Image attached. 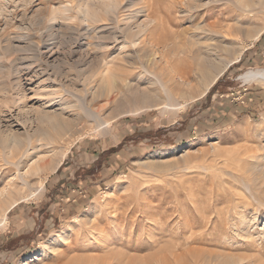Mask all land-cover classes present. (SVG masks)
I'll use <instances>...</instances> for the list:
<instances>
[{"label": "rangeland", "instance_id": "1", "mask_svg": "<svg viewBox=\"0 0 264 264\" xmlns=\"http://www.w3.org/2000/svg\"><path fill=\"white\" fill-rule=\"evenodd\" d=\"M75 1L0 0L2 130L9 122L22 121L27 128H35L34 115L13 107L5 109L1 103L14 97L17 90L35 99L31 102H36L35 106L43 102L32 93L45 79L40 73L55 48L60 46L61 54L55 55L58 65L63 56L72 63L86 53L90 59L104 62L123 47L99 43L92 30L95 25L74 22ZM193 1L147 0L149 8L143 2L137 6L161 21L165 29L158 25L156 33L167 32V44L181 47L174 53H179L177 56L199 51L205 56L217 45L214 61L219 63L229 60L240 47L254 46L252 50L260 51L262 60L233 63L219 77L215 90L207 95L209 89L200 98L196 93L202 89L203 78L194 74L185 94L170 88L166 96L153 86L151 102L126 99L120 103L123 95L129 98L135 87H147L148 80L153 81V70L145 74L137 66L125 77L128 89L122 90V96L114 94L111 102L102 99L94 103L97 120L81 115L79 109L71 110L80 115L76 128L48 148L50 156L62 164L53 172L30 175L31 187L23 189V199L0 223V264H207L196 260L197 251L201 258L213 253L222 259L238 258L236 264H264V185L259 186L264 184V109L255 116L226 119L231 109L227 105H243L240 95L247 88L264 91V82L239 79L250 69L264 68V49H256L264 47V33L257 40L248 37L252 29L264 28V9L253 5L248 10L251 13L240 15L241 19L237 0L194 1L200 2L198 5ZM64 5L73 16L67 20L70 28L60 22L52 30L46 23L49 13ZM122 19L120 16L119 26ZM180 30L186 33L176 39L172 33ZM31 59L35 66H26ZM94 66L100 70L99 65ZM60 68L63 70V65ZM35 75L38 80L32 78ZM216 91L227 95L222 106L210 98ZM62 93L64 101L75 102ZM1 156L0 150V184L16 174L13 166H4ZM90 171L94 173L93 178L89 176L92 182L78 184ZM29 193L36 196L27 197ZM69 194L82 196L83 205L71 199L65 202Z\"/></svg>", "mask_w": 264, "mask_h": 264}, {"label": "bare ground", "instance_id": "2", "mask_svg": "<svg viewBox=\"0 0 264 264\" xmlns=\"http://www.w3.org/2000/svg\"><path fill=\"white\" fill-rule=\"evenodd\" d=\"M194 1H200V0H194ZM75 2L76 4L74 10L76 16H74V22L75 20H78L83 25L84 24L95 25L97 29L93 28L92 30L96 31V33L98 34L96 35L97 36L96 39L98 40V42L107 41V43L110 42L111 44L119 43L123 47H121L120 50H118L119 49L118 48L117 49L118 51L116 52V54H114L113 57H110L109 55L108 58L109 57L110 58L109 59L107 58L108 60L104 62H102L103 60H101V58H99L98 56H97V59L99 58L98 60L90 59L91 56H89L88 53H86L84 56L79 55V58L76 57L77 60L75 61L73 60L72 63L69 61L68 57L66 59V57L63 56L62 59L60 58L61 59L59 61L60 63L57 65L56 63L57 57H55V55L61 54L60 46H59V48L58 47L55 48L57 49L56 52L54 53L51 52L47 56V59L44 63L45 69L43 68L40 73V75L46 77L42 81L39 80L40 82H38L37 89L35 90L34 93H32L34 97L37 98L40 97L41 98L40 100L43 101L41 103L37 102L39 103V106H35L36 102L31 104V102H33V100L35 99H30L29 97H27V95L24 93V90L23 91L17 90L16 93H14L15 94L14 97L11 98L8 97L9 99H5V100L3 99L1 106L5 107V109L7 108L8 110H10L9 108L12 109L13 107L16 110L18 109V111H21L23 114L25 113V114L34 115V117H32V122L35 123V126H33L35 128L32 129L30 125H29L30 128H27L25 124L26 122L24 121H22L23 124L21 122L20 124L18 122L16 123L9 122L5 126L6 129L3 130L1 129L0 126V150L2 155L1 156L2 163L4 164V166L11 165L16 169V174L14 173L15 175H13L10 178H7L5 182L3 181V183L0 184V223L6 221V216L8 214V211H10L15 206H17L20 203L21 199H23L22 198L23 195L21 196L23 189L25 187L26 188L31 187L29 186L30 182L28 180V177L30 175H41L42 173L45 174V173L53 172L56 170L57 167L60 166V164H62V160L57 161L56 159H53L52 156H50V153L52 151L49 150L48 148L56 142H61L60 140L63 137H66L67 134L70 133L72 134V132L76 128L75 126L77 120L79 121L80 115L72 114L71 110H73L74 108H76V110L79 109L81 115H84L85 117L91 120H97V111L96 110L94 111V109H92L94 103L102 99L106 100V103L108 101L111 102L114 100V99L112 100L114 94L121 95L122 90L128 89V84H126L125 77L128 75V73H132V70L137 68V66H139V68H141V70H143L144 73L145 72L148 73V71L153 70L154 71L152 75L153 81L152 78L150 77L151 82H149L148 80L147 87L139 86L135 88L133 87L134 88L133 90L129 89L128 92H131L132 90V93L128 94L130 95L129 98H126L124 97V95L123 96L121 95L122 99H120V103L121 101L123 100L125 101L126 99L140 101L144 103L149 101L151 102V99L155 97L154 91H152L154 90L153 86H156L157 89L166 96H168L171 89L177 92L181 91L182 93H184V91L191 88L190 79L194 74L200 75V77L203 78L202 89L198 93H196L197 97L199 98L203 97L207 93V91L217 82V80L219 79V77H221V75L225 72V70L230 65H232L233 63L239 60L241 53L247 48V47H243V48L240 47L237 50H234L231 53L230 55L231 58L229 60L224 62L220 61L219 63H216L217 61L216 62L214 61L215 59L214 53L216 51L215 48L217 46L216 44H215L216 45L215 48L212 47L211 50L210 49L208 50L209 54L207 52L205 53L207 54L205 56L202 55V53L200 54L199 53L200 51L194 52L191 54V56H187V57H182L183 55L177 56L179 53L176 54L174 53L178 52L177 47H179V45L176 44L178 46L173 47V44H167V41H165L168 35L167 32L156 33L158 25H160L161 28V23H160L161 21L158 22L157 19L153 18L149 12L143 13L142 7L138 8L137 5H139L142 2L145 3L146 8L147 7L149 8L148 6L149 4L147 0H127L128 3L126 4L125 3L122 4L120 0H77ZM213 2L215 1L213 0ZM194 3L199 4L200 2H194ZM256 4H258L259 6L262 7V9H264V0H255L254 2H252V0H237L236 10L240 11L241 13L238 14L239 15L238 17L241 18L240 15L243 16V14L246 12L251 13L248 10H250L253 7V5ZM133 7H135V9ZM198 7L196 8L195 5H193L192 8L201 9ZM69 12L70 10L67 8V5H64L62 7L59 6L57 9H53V10L51 9L48 16V20L46 16V20H47L46 23L48 24L50 23L49 28H52L53 30L54 25H59L57 23L60 22H61L60 26L63 27L66 26L70 28L71 21L68 23L67 20H70L71 18H73V16H71L72 14L69 15ZM121 12H123V15L121 14ZM261 12L263 11L261 10ZM235 14L237 13L235 12ZM59 15L60 18L58 17ZM120 16H122L123 18L122 19L123 25L121 26L118 25ZM180 18L181 17H175L176 20H180ZM191 18L192 17H190L188 20L190 21ZM239 18L237 19V22ZM241 24L238 25L241 26ZM233 26L235 25H232V27ZM196 28H199V24L196 26ZM164 29L161 28V30L163 31ZM108 30L111 31V33L105 34L106 32H109ZM198 30L201 32V29ZM263 30L264 28L258 27L252 29L251 33L247 35L250 38V40H257L261 36ZM211 31L212 30H210V32ZM185 33L186 30H180L172 34L176 39H179ZM159 45H161L160 48L158 47ZM127 47H130L131 50L128 51ZM46 50L48 51V49ZM84 51H87V49L85 48ZM228 52L230 54V51ZM99 56L101 55L99 54ZM174 58L176 61H173ZM34 61L35 60L32 59L29 61L27 60L26 62L27 65L26 64L25 65L31 67V65H34L33 63H36V61L35 62ZM94 64H97V66L99 65V69H100L99 71L95 67L96 65L94 66ZM60 65H63V70L60 68ZM117 67L121 69L117 71ZM49 71L51 72L49 73ZM82 72H84L85 74H82L83 77L80 78ZM37 76L38 75H35L32 78H36L38 80ZM239 79L244 83L253 82V81L264 82V68L250 69L240 74ZM17 89H19V87H17ZM62 92H64V94L70 95L74 99L76 104H74L75 102L73 104L71 102L70 104V102H68L67 100L64 101L65 96L63 95ZM194 98H196L195 95ZM28 117L29 116H27V118ZM25 121H27V119ZM98 126H100V124ZM6 156L10 158L8 159V157ZM263 185L264 184H259L260 187H262ZM37 194H39V192ZM26 196L33 197L36 195L29 193V195ZM57 237L59 238L60 235H57ZM186 254H189V252ZM197 254H198V259L196 258V260L197 261L202 260V262L204 261L207 264L238 263L237 262L238 258L236 259V261L233 258H228V257L226 259L224 258L222 259V257L220 258L219 255H214L213 253L211 255L208 254L206 256H203V258H201V252L199 253L197 251ZM182 255L180 256L182 257Z\"/></svg>", "mask_w": 264, "mask_h": 264}, {"label": "crops", "instance_id": "3", "mask_svg": "<svg viewBox=\"0 0 264 264\" xmlns=\"http://www.w3.org/2000/svg\"><path fill=\"white\" fill-rule=\"evenodd\" d=\"M264 33V31L262 32V34ZM261 34V35H262ZM264 35V34H263ZM252 47L254 46H250L247 47L241 54L240 58L238 61H240V63L242 65L247 64L248 62L250 64H252V62H258V60H262L260 58L261 52L260 51H253ZM260 48L261 50L264 49L263 46L258 45L256 47ZM262 55L264 56V53H262ZM238 93L242 94L241 90H238ZM244 97V103L243 105L239 104L238 102H231V106L227 105V107L231 108L229 109V114L228 117L226 118L227 120H232V118H235L236 116H239L241 114H247V117L249 116H255L261 113V111L264 109V91L259 90V88L257 87H253V88H247L245 93L240 95V97ZM212 101H216V103L220 106L224 105V102H226L227 100V95H224L222 93H219V91H216V93L212 95V97L210 96ZM225 98V100H224ZM233 101V100H232ZM234 104V105H232ZM249 115V116H248ZM227 123V122H226ZM99 173H102L100 171H98ZM90 174H87V176L85 177L84 180H80L78 182V184H89L90 182H92V180H90L89 176H91L93 178L94 173L92 171L89 172ZM84 187H78V189H82ZM70 199L72 200V202L76 203V205H83V201L81 199L82 196L79 195H71L69 194L66 198H65V202L70 201ZM71 203H69L68 205H70ZM75 205V204H74ZM73 206V205H71ZM72 210H75V208L73 207Z\"/></svg>", "mask_w": 264, "mask_h": 264}, {"label": "trees", "instance_id": "4", "mask_svg": "<svg viewBox=\"0 0 264 264\" xmlns=\"http://www.w3.org/2000/svg\"><path fill=\"white\" fill-rule=\"evenodd\" d=\"M218 83H219V81L213 87L210 88V90H209L207 95L211 94L215 90V88H216Z\"/></svg>", "mask_w": 264, "mask_h": 264}, {"label": "built area", "instance_id": "5", "mask_svg": "<svg viewBox=\"0 0 264 264\" xmlns=\"http://www.w3.org/2000/svg\"><path fill=\"white\" fill-rule=\"evenodd\" d=\"M241 103H243V102L241 101Z\"/></svg>", "mask_w": 264, "mask_h": 264}]
</instances>
